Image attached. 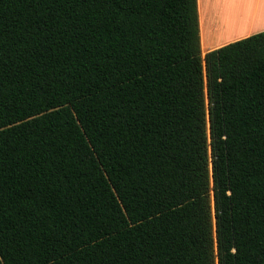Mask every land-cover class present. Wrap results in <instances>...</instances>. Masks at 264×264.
<instances>
[{
	"label": "trees",
	"instance_id": "obj_1",
	"mask_svg": "<svg viewBox=\"0 0 264 264\" xmlns=\"http://www.w3.org/2000/svg\"><path fill=\"white\" fill-rule=\"evenodd\" d=\"M0 264H264V30L0 0Z\"/></svg>",
	"mask_w": 264,
	"mask_h": 264
},
{
	"label": "crops",
	"instance_id": "obj_2",
	"mask_svg": "<svg viewBox=\"0 0 264 264\" xmlns=\"http://www.w3.org/2000/svg\"><path fill=\"white\" fill-rule=\"evenodd\" d=\"M239 0H230L231 3H236ZM250 1V15L243 21L242 25L236 29L234 34L227 35L224 39L219 41H213L205 31V19L210 12H212V5H219V0H197L198 8V21H199V34L201 43V52L205 53L211 49L217 48L221 45L229 43L231 41L246 37L253 33L264 30V0H246ZM224 6V5H223ZM218 9V8H217ZM231 15V10L223 8V15ZM207 15V16H206ZM208 35V36H207Z\"/></svg>",
	"mask_w": 264,
	"mask_h": 264
},
{
	"label": "bare ground",
	"instance_id": "obj_3",
	"mask_svg": "<svg viewBox=\"0 0 264 264\" xmlns=\"http://www.w3.org/2000/svg\"><path fill=\"white\" fill-rule=\"evenodd\" d=\"M216 8H218L217 5L213 8L210 15H206L207 18L205 19V31L213 38V41H219L227 37V35L234 34V31L242 25L241 22L247 16L244 14V12H247L245 6L244 9L237 7L236 15H227V17L223 16L221 13H216ZM237 17H239V19Z\"/></svg>",
	"mask_w": 264,
	"mask_h": 264
},
{
	"label": "rangeland",
	"instance_id": "obj_4",
	"mask_svg": "<svg viewBox=\"0 0 264 264\" xmlns=\"http://www.w3.org/2000/svg\"><path fill=\"white\" fill-rule=\"evenodd\" d=\"M224 5V6H223ZM218 6V9H217V12L216 13H221L223 15V8H229L231 10L232 13H235V14H231V15H236V9L237 7H241V9H244V6L247 10V12H244V14H246L247 16L245 17V19L250 15V6H251V3L250 1H246V0H239L237 1L236 3H231L230 0H219V5ZM215 7V5H212L211 9L213 10V8ZM212 13V12H210ZM223 16H226V14H224ZM240 17V16H239ZM239 17H237L239 19ZM244 19V20H245ZM243 20V21H244ZM243 21L241 22V24L243 23ZM208 36V35H207ZM225 38V37H224ZM223 38V39H224ZM202 53V52H201ZM205 53H202V56L204 55Z\"/></svg>",
	"mask_w": 264,
	"mask_h": 264
}]
</instances>
